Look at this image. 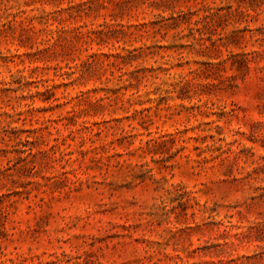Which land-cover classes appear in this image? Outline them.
<instances>
[{
    "label": "rangeland",
    "instance_id": "rangeland-1",
    "mask_svg": "<svg viewBox=\"0 0 264 264\" xmlns=\"http://www.w3.org/2000/svg\"><path fill=\"white\" fill-rule=\"evenodd\" d=\"M0 264H264V0H0Z\"/></svg>",
    "mask_w": 264,
    "mask_h": 264
}]
</instances>
